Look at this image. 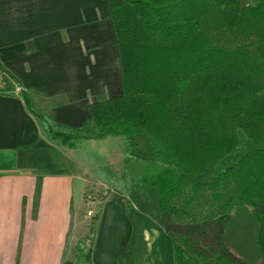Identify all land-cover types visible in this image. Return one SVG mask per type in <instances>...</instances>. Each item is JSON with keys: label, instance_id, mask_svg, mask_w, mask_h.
<instances>
[{"label": "trees", "instance_id": "1", "mask_svg": "<svg viewBox=\"0 0 264 264\" xmlns=\"http://www.w3.org/2000/svg\"><path fill=\"white\" fill-rule=\"evenodd\" d=\"M106 1L122 94L73 130L30 112L70 149L123 141L122 172L101 173L131 227L116 264H143L144 217L170 237L174 264H264V0ZM244 208L254 222L233 218ZM92 245L77 248L83 264Z\"/></svg>", "mask_w": 264, "mask_h": 264}, {"label": "crops", "instance_id": "2", "mask_svg": "<svg viewBox=\"0 0 264 264\" xmlns=\"http://www.w3.org/2000/svg\"><path fill=\"white\" fill-rule=\"evenodd\" d=\"M0 66L17 87L0 94V264H62L73 209L69 183L80 179L66 148L30 110L73 130L91 118V104L122 94L107 1L0 0ZM108 211L113 219L106 224ZM143 220V264H174L170 237ZM130 233L125 199L114 193L100 216L91 263L116 264ZM148 246L151 253L159 248V258L147 256Z\"/></svg>", "mask_w": 264, "mask_h": 264}, {"label": "rangeland", "instance_id": "3", "mask_svg": "<svg viewBox=\"0 0 264 264\" xmlns=\"http://www.w3.org/2000/svg\"><path fill=\"white\" fill-rule=\"evenodd\" d=\"M65 148L67 151L65 152L66 158L70 160L69 169L75 176H78L80 180L79 182L75 180V182L69 183L71 193L70 208L73 207V209H71L72 216L70 217L68 237L66 238L67 242L63 248V258L61 262L62 264H83L84 260L80 257L77 248L82 249L84 253L91 249L93 246L92 244L95 242L102 211L105 208L106 202L114 194L112 192V186L105 182L107 176L101 173H104L103 168L109 169L116 175L122 172L124 143L118 137H108L102 140H84L78 144L76 149ZM119 159L120 163H118ZM71 161L76 162V164L71 165ZM106 163H114L115 166L112 167L114 169L103 167L102 165ZM149 171L150 169L145 166L134 168V174L136 175L148 174L150 173ZM113 207L116 210L115 218L118 220L117 217L121 216V206L115 204ZM243 212L247 213L249 219L251 218L250 220L254 222L251 217L253 213L250 208H244L239 212L237 210L234 211L233 218L237 219ZM110 214V211H108L107 215L104 216L106 224L110 223L113 219ZM77 217L78 219H76ZM149 230L150 229H148V232ZM230 242L232 244L231 250L239 256L240 253L234 247L236 243ZM160 247L162 250V244H160ZM158 250L155 249V251L151 253L150 247L148 246L147 256L152 259V255L154 254L155 258H159ZM160 257L164 258V253H160ZM255 264H259V262Z\"/></svg>", "mask_w": 264, "mask_h": 264}, {"label": "built area", "instance_id": "4", "mask_svg": "<svg viewBox=\"0 0 264 264\" xmlns=\"http://www.w3.org/2000/svg\"><path fill=\"white\" fill-rule=\"evenodd\" d=\"M16 88L14 80L0 66V94H10Z\"/></svg>", "mask_w": 264, "mask_h": 264}]
</instances>
